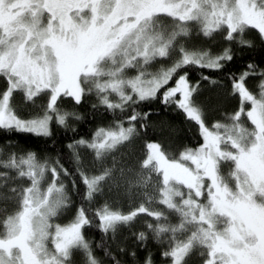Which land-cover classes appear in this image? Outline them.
<instances>
[{
    "label": "snow or ice",
    "instance_id": "1",
    "mask_svg": "<svg viewBox=\"0 0 264 264\" xmlns=\"http://www.w3.org/2000/svg\"><path fill=\"white\" fill-rule=\"evenodd\" d=\"M0 264H264V0H0Z\"/></svg>",
    "mask_w": 264,
    "mask_h": 264
},
{
    "label": "trees",
    "instance_id": "2",
    "mask_svg": "<svg viewBox=\"0 0 264 264\" xmlns=\"http://www.w3.org/2000/svg\"><path fill=\"white\" fill-rule=\"evenodd\" d=\"M91 123H92V121H91V119H89V120L87 121V123H85L84 125H82V128H83L84 130H87L88 125L91 124ZM149 132H151V129H149ZM180 135H181L182 138H187L186 134L183 133V132H182Z\"/></svg>",
    "mask_w": 264,
    "mask_h": 264
}]
</instances>
